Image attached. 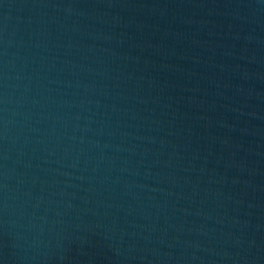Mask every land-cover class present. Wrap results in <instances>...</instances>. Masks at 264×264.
<instances>
[{
	"label": "water",
	"instance_id": "1",
	"mask_svg": "<svg viewBox=\"0 0 264 264\" xmlns=\"http://www.w3.org/2000/svg\"><path fill=\"white\" fill-rule=\"evenodd\" d=\"M0 264H264V0H0Z\"/></svg>",
	"mask_w": 264,
	"mask_h": 264
}]
</instances>
